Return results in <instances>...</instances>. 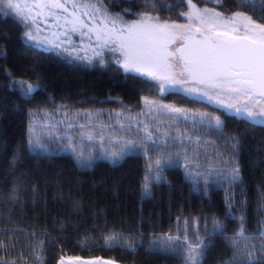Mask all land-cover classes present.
<instances>
[{"label": "snow or ice", "instance_id": "6c2138e0", "mask_svg": "<svg viewBox=\"0 0 264 264\" xmlns=\"http://www.w3.org/2000/svg\"><path fill=\"white\" fill-rule=\"evenodd\" d=\"M179 2L184 5L180 12L184 23L159 15L161 10L172 9L166 0H136L132 6L143 8L140 12L131 8L114 11L120 0H0V5L16 15L23 29L20 40L26 46L46 47L89 65L99 63L102 68L114 64L123 73L133 74L148 91L158 89V97L173 94L221 112L210 116L145 97L140 112L132 114L122 106L120 111H109L105 120L103 110L61 112L68 107L62 105L54 113H45L39 124L30 121L28 148L37 155V150L70 149L82 167H90L101 156L119 163L133 156L151 160L155 155V163L147 165L144 198H150L153 183L166 182L165 171L182 169L194 192H200L201 183L205 196L212 185L224 189L225 220L230 217L238 224L229 236L225 220L215 216L185 217L182 229L181 217H177L175 234L171 228L154 234L148 251L179 259L182 264H203L211 241L220 237L231 252L221 264H264V220L249 233L245 216L232 212L237 204H246L235 199L234 191L242 183L238 166L241 139L224 132L227 118L264 127V0H232L234 11L225 7L228 0ZM199 3L211 6L199 7ZM257 11L262 18L256 17ZM19 83L24 97L39 89V84ZM258 211L264 212V203ZM14 231L24 233L23 229ZM40 234L47 235L33 232L28 237ZM136 236L109 235L105 245L119 247L123 240L125 250L134 252L142 243ZM43 247L41 242L39 256L44 255ZM8 248L0 241V251ZM0 264L15 261L0 259ZM58 264L93 261L80 257L66 261L61 256Z\"/></svg>", "mask_w": 264, "mask_h": 264}, {"label": "trees", "instance_id": "16d2710c", "mask_svg": "<svg viewBox=\"0 0 264 264\" xmlns=\"http://www.w3.org/2000/svg\"><path fill=\"white\" fill-rule=\"evenodd\" d=\"M166 2L172 5L171 11L161 10L159 15L170 22H181L184 5L179 0ZM135 3L120 0L114 11L144 10L133 7ZM225 7L235 10L232 0ZM255 15L262 18L260 11ZM22 31L14 16L0 14V241L9 245L6 251H0V259L14 260L15 264H58L64 256L101 258L118 264H182L171 256L149 252V242L154 234L170 228L175 234L177 217H181V229L185 217L225 220L228 209L224 189L212 185L205 196L202 183L200 192H194L182 169L168 170L163 174L166 182L153 183L150 198H144L142 185L151 160L133 156L115 163L97 158L90 167H82L75 154L60 152L55 146V150L38 151L37 155L29 151L27 142L34 117L31 114L54 113L62 105L68 107L60 110H117L120 106L139 110L145 97L161 98L212 116L221 112L173 94L158 97V89L148 91L133 74L123 73L114 64L102 68L99 63L89 65L26 46L20 40ZM14 81L39 84V89L24 97L14 88ZM221 118L225 120L223 115ZM224 132L241 139L238 166L242 183L234 191L235 199L246 204H237L232 212L245 216L247 231L252 233L258 221L264 220V212L258 211L264 203V127H250L239 119L227 118ZM225 223L231 236L238 221L229 217ZM17 229L24 233L15 232ZM33 232L47 235L29 239L28 234ZM132 233L142 241L134 252L125 250L123 240L119 247L109 249L105 245L109 235L123 234L128 239ZM41 242L43 256H39ZM211 243L203 264H221L229 259L226 241L216 237Z\"/></svg>", "mask_w": 264, "mask_h": 264}, {"label": "rangeland", "instance_id": "374dc122", "mask_svg": "<svg viewBox=\"0 0 264 264\" xmlns=\"http://www.w3.org/2000/svg\"><path fill=\"white\" fill-rule=\"evenodd\" d=\"M20 2H21V3H25L26 0H20ZM200 7H206V6H200ZM0 14L3 15V16H4V15H11V16H14V17L17 19V17H16V15L14 14L13 10L6 9V8H4L2 5H0ZM184 22H186V21H185L184 18L182 17V21H181V22H176V23H184ZM41 49H42V48H41ZM43 49L48 50V51H51V52H54V53H56V54L64 55L65 57H68L69 59L74 60V59H72L70 56H68L66 53L57 52V51H55V50H50V49H48V48H46V47L43 48ZM75 61H79V60H75ZM80 62H81V61H80ZM81 63H84V62H81ZM16 82H17V83L14 84V88H16V89H18V90L20 91V83H19V82H24V81H16ZM157 99H159V102H160V103H164V104H172V103H168V102L163 101L161 98H157ZM174 105H175V104H174ZM176 106H177V105H176ZM121 107H122V106H120V108H119V106H118L119 109H117V110H109V109H98V110H103V111L105 112V115H104L103 119L107 120V113H108L109 111H120V110H121ZM141 107H142V106H141ZM212 107H214V106H212ZM123 108H125V109H130V108H128V107H123ZM181 108H184V107H181ZM185 109H187V108H185ZM98 110H94V111H98ZM131 110H132V114H136V113L140 112L141 109H139V110H133V109H131ZM188 110H191V109H188ZM64 111L76 112V111H83V110H67V109H62V110H61V112H64ZM45 113H47V112L35 113L36 115H34V117L32 118V120H35L36 123L39 124V123L41 122V120L44 119V114H45ZM229 115H231V114H229ZM210 116H212V115H210ZM35 117H37L38 119L36 120ZM57 118H59V117H57ZM80 122H83V121H80ZM75 135L78 136L79 133L77 132V133H75ZM78 147H79V146H78ZM57 149H59L58 151H60V152H64V153H65V152H69V153H72L70 149H67V148H64V147H59V148H57ZM37 151H40V150H37ZM57 153H59V152H57ZM84 155H85V156L88 155L87 150H85ZM99 158L107 159V158H105V157H103V156H101V157H99ZM156 159H157V157H156L155 155L152 156L150 163L154 164ZM107 160H109V159H107ZM109 161H110V160H109ZM110 162H112V161H110Z\"/></svg>", "mask_w": 264, "mask_h": 264}, {"label": "water", "instance_id": "95a60500", "mask_svg": "<svg viewBox=\"0 0 264 264\" xmlns=\"http://www.w3.org/2000/svg\"><path fill=\"white\" fill-rule=\"evenodd\" d=\"M66 261H67V258H66ZM82 261H93V264H104V262L108 260L97 258V259H82ZM113 264H118V263L113 262Z\"/></svg>", "mask_w": 264, "mask_h": 264}]
</instances>
